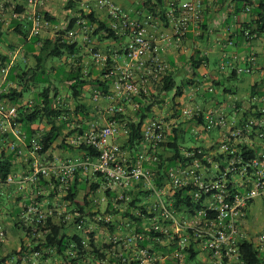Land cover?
Listing matches in <instances>:
<instances>
[{
	"label": "built area",
	"instance_id": "1",
	"mask_svg": "<svg viewBox=\"0 0 264 264\" xmlns=\"http://www.w3.org/2000/svg\"><path fill=\"white\" fill-rule=\"evenodd\" d=\"M52 1L26 0L28 10L23 15L32 21L31 35L39 34L49 25L40 8ZM94 1L106 8L111 29L118 35H128L129 40L110 93L103 95L96 91L93 99L114 101L107 106V114L125 113L126 104L137 110L140 108L137 99L142 97V91L150 92L138 83L137 76L146 74L158 83L167 70L159 46L148 34L155 17L147 13L145 21L141 22L113 0ZM206 1L188 0L171 4L167 15L178 43L190 30L200 28ZM5 9L6 2L1 1L0 15ZM81 24L87 33L86 39H89L95 23L83 20ZM69 35L74 36L73 31ZM95 58L105 62L109 56L96 52ZM254 59L251 55L248 63L238 67L237 72H252L250 62ZM2 72L7 73L6 70ZM3 92L0 83V134L12 133L15 140L2 139L0 151L15 152L28 167V172H14L4 181L0 179V189L3 185L19 188L36 185L40 177H54L65 194L77 171L97 174L101 179L99 189L90 195L91 203L87 209L92 216L74 224L80 216L79 210L44 207L35 200L34 192H38L35 189L31 202L18 214L19 222L26 227L31 226L33 233H47L48 230L39 232L38 229L40 224H46L48 216L62 219L69 225L70 233L81 237L83 248L90 252L85 258L89 264H97L95 260L99 256L91 244L90 233H94L96 246L105 256L100 258L99 264H188L186 258L193 252L197 255L196 264H247L242 252V244L246 242L257 251L259 264H264V222L255 211L257 203L264 211V103L256 114L241 122L235 118L228 120L222 115L207 116L204 129L206 132L221 131L220 146L212 151L197 147L183 150L187 160L167 170L168 188H165L156 183V175L161 170L158 153L167 131L163 120L151 118L145 121L141 144L146 148L140 151L134 164L127 161L121 144L115 140L130 133L126 120L117 119L107 120L103 125L91 121L86 130L76 131L67 138L71 145L93 147L98 156L87 153L77 160L51 159L46 153H41L39 135L30 137L21 127L19 104H11L3 97ZM120 98L124 102L115 103ZM33 103V100L24 101L29 106ZM184 114L189 115L190 111L185 109ZM140 185L146 187L147 202H137L132 207L130 191ZM184 187L190 188V204L177 209L174 196ZM108 190L115 191L116 195L110 198ZM110 199L113 209L119 210L120 214L108 212ZM129 208L142 216L143 223L139 227L129 217L116 221V217L122 216ZM100 220L115 225V231L111 232L108 227L102 229ZM99 228L104 234L101 238L98 236L101 235ZM5 240L6 230L0 220V242ZM72 247L76 254L79 251L77 243L73 242ZM39 256V252L33 254L34 258Z\"/></svg>",
	"mask_w": 264,
	"mask_h": 264
},
{
	"label": "crops",
	"instance_id": "2",
	"mask_svg": "<svg viewBox=\"0 0 264 264\" xmlns=\"http://www.w3.org/2000/svg\"><path fill=\"white\" fill-rule=\"evenodd\" d=\"M1 1L8 3L9 7L0 20L3 22L2 31L4 32V35L0 38V48L1 51L10 53L12 56V63L10 66H13V64L18 66L17 71L18 73H21L22 66L26 64L34 65L36 63L32 52H29L26 42H23L19 35L14 32L17 23L22 22V20L26 23L27 20L24 18L23 14H17L15 10L20 7L24 10H28L27 4L25 0ZM113 1L128 11L133 18L138 19L141 22L145 21L146 14L150 11L149 8H144L143 6L146 0ZM186 1L188 0H152L151 2L152 4H156V6H154L156 7L155 11L159 14H156L155 21L149 27L148 34L159 46L161 57L167 64L165 75L172 74L176 78L177 83H179L178 81L180 80V84L184 83L185 86L184 94L180 97H176L175 101L173 100L174 95L171 98L168 97V94L165 96V99L168 98L170 100L167 101L166 106H164L161 112H158V106H155L158 104V100L161 99L156 100L152 109V115L148 117L146 121L151 118L161 119L167 125V134L169 132H172L173 134L177 132L179 137L185 133L187 127L192 125L196 126V140L198 143L191 146H182L183 150L203 147L207 151H212L213 148H218L220 146L222 135L220 130H213L211 132L205 131L204 123L207 116L222 115L228 120L235 118L241 122L244 118L256 114L261 107V103H264V79L261 78V81L255 80L257 74H264V58H262L257 46V41L261 38L252 42H247L245 37L241 36L242 23L246 22L250 15L244 11H240L239 13L236 12L238 0H207L200 28L190 30L183 38V41L178 43L173 37V24L167 14L169 13L173 2L180 4ZM68 2L69 0H54L46 3L44 7L40 8L45 13H49L52 17L49 25L44 29L43 35L51 37L60 30H65L70 22L73 19H76L77 22L71 30L73 31L74 36L67 34L65 37L72 40V42L78 43V47L82 48L83 55H85L84 58L86 64L94 65L96 71L100 70L104 64L95 59L94 53L103 52L108 54V56L114 60L110 67L114 69L117 77L118 68L121 66L125 57V48L129 36L124 34L120 35L119 40H102L99 35L94 37L92 35L91 39L87 41V33L81 22L83 20H88L82 18V12H93L98 19L108 22L107 10L94 0H82V2L76 4L73 8H67ZM162 11H164V13H162ZM95 26L97 27L96 24ZM10 43L12 44L11 47H9ZM255 46H257V50L255 49ZM214 54L217 57L212 60ZM255 54H257L258 57L255 64H253L251 76L246 75L242 77V73L238 72L237 75L232 74L235 68L245 66L248 63L249 57ZM226 67L231 69L230 73L226 70ZM9 75L10 70H8L7 75L0 72V83L4 90L16 86L15 81L8 80L10 77ZM136 80L140 85L150 90L152 89L151 85L155 86V84H157L146 74L138 75ZM256 84H258V86L254 89ZM63 87H66V85ZM36 88L37 86L33 87V90ZM34 92L38 93L39 91L36 90ZM151 92H155V90H151ZM62 93V95H66L67 91L63 90ZM177 98H180L185 102L186 106L182 108V115L184 117L181 115V103L177 101ZM24 99L25 101L29 100L26 99L25 96ZM83 100H86L89 105L91 121H97L101 125L105 124L107 122V119L105 118V115L107 114L106 108L107 106L112 105L114 101L112 99L95 101L93 98L88 97L87 94L84 95ZM123 102V98H120V100H117L115 103ZM70 103L71 107L74 108V102L71 101ZM185 109L190 111L189 115L184 114ZM134 110L135 109L131 104H126L125 115L127 118H129V116H135ZM85 124L86 126L84 127L89 125L86 121L84 125ZM80 125H82V123H80ZM36 127V124L33 125V128ZM45 129L41 128L42 131ZM68 131L69 130H65V132ZM115 140L121 144L122 152L130 164H134L140 151L146 148L144 144H140L134 149L125 146L127 141V137L125 136L117 137ZM160 151L163 155V160L167 161L172 155V153L165 148L160 149ZM6 153L9 154L10 152L6 151ZM46 155L50 156L51 159L60 157L63 159L77 160L84 156V152L72 149L62 150L61 148L59 152H57L53 147L52 150L46 153ZM22 163L24 162L17 157L14 163V167L16 165V172L23 171L24 173H27L28 167ZM162 173L160 172L156 175V183L168 188L166 172H163L162 170ZM78 178L83 185L87 183L90 185L92 184L91 182H93V184L96 182L101 183L100 176L97 174L92 175L81 172L78 175ZM36 187V185H25L21 188L10 186L2 191L3 195H0V198L2 199V196L4 199L8 198L6 200L7 203H13L15 199L22 198L23 201L21 200L20 204L23 205L22 202L32 198ZM112 190H108L110 198L116 195V192ZM145 190L146 187L143 185L133 188L130 191V194L133 197L131 202L137 200L140 203H146L145 196H147V192ZM47 193H49V191H47ZM61 195L63 194H60L59 197L54 199L47 198L44 201L42 200L41 204L44 207L57 206L61 200ZM79 195L80 197L82 196L81 194ZM110 202L113 203L112 199L109 200L108 207H111L109 204ZM121 204L123 203L121 202ZM65 208L66 206L62 207V209ZM19 210V208H16V212L13 213V216H4L8 239L6 243L0 247L1 254H5L6 250L8 251L12 248H19L15 245L14 238L16 235L20 236L21 234L19 231L14 230L12 226V224H14V221L12 220L16 218ZM255 211L259 217L264 214V211L258 206H256ZM10 217L13 218L10 219ZM259 219L261 222H264V219ZM23 240L26 241V237H23Z\"/></svg>",
	"mask_w": 264,
	"mask_h": 264
},
{
	"label": "trees",
	"instance_id": "3",
	"mask_svg": "<svg viewBox=\"0 0 264 264\" xmlns=\"http://www.w3.org/2000/svg\"><path fill=\"white\" fill-rule=\"evenodd\" d=\"M80 2H82V0H69L67 8H73ZM151 2L152 0H146L143 6L144 8H149V13L155 17L156 14L158 15L159 13L155 11L156 7L154 6H156V4H152ZM8 7L9 4L6 3V9L0 15V20L3 14L7 12L6 10H8ZM18 9L15 10L17 14H23L27 11L22 7ZM240 11H244L250 15L248 20L242 23L241 36L245 37L247 42L262 38L264 36V0H238L236 12L239 13ZM43 13L46 20L50 22L52 17L49 13H45L44 11ZM162 13H164V11H162ZM82 14V18L88 20V23H95L97 25L87 41L91 39L92 35L93 37L99 35L102 40H119L120 35L116 34L114 30L111 29L108 22L98 19L93 12L86 13V11H84ZM24 18L27 19L26 23H24L23 20L22 22L17 23L14 32L19 35L23 42H26L29 52H32L36 63L34 65L26 64L22 66V72L18 73V66L14 64L13 66H10L12 63V56L10 53L1 51L0 48V72L6 70L8 73V70H10V77L8 80L16 82L15 87H9L7 90H4L3 97L11 104H19L20 107L18 113L21 127L30 137L32 135H39L42 144L41 153H47L58 144V147L62 150H80L84 152V154L90 153L93 156H98V151L93 149V147H88L86 145L79 147L71 145L67 142V138L76 131H83L89 127V125L84 127L86 126V124L84 125L85 121L87 123L91 121L90 108L87 101L83 100L84 95L87 94L88 97L93 98V94L96 91H100L103 95L110 93L111 83H113L116 78L114 69L110 67L114 60L109 57L107 61L101 62L104 66L98 71L95 70L94 65L86 64L82 48L78 47L77 42H72V40L65 37L77 22L76 19H73L65 30H60L51 37H46L43 35V32L48 25L45 26L39 34L31 35L32 21L28 16H24ZM2 26L3 22L0 21V38L4 35ZM11 46L12 44L10 43L9 47ZM257 57L258 55L255 54L254 62H250L251 66L255 64ZM55 62L57 64H55ZM7 73L5 74L2 72L4 75H7ZM232 74L237 75V68L234 69ZM52 75L59 77L58 82L59 80L61 82L65 81L66 87H64V91H67L66 95H62L63 91L60 90L59 85L53 82ZM35 86L40 88V90L34 99H29L34 101L33 105L29 106L24 104L25 92L32 90ZM184 86V83L179 85L172 74L165 75L160 82L155 84V92L150 91L149 94H146L142 91V97L137 99L140 103V108L136 111L134 110V117L129 116V118H127L125 113H114L106 114L105 118L107 120H126L130 133L127 135L125 146L134 149L143 142L142 127L146 119L152 115L154 102L158 99L164 100L165 96L173 90H176L173 97V100L175 101L176 97H180L184 94ZM257 86L258 84L255 85L254 89H256ZM71 101L75 104L74 108L70 105ZM80 123H82V125H80ZM35 124L37 127L33 128V125ZM73 125H76V127L73 128ZM41 128H44L45 130L42 131ZM65 130L69 131L65 132ZM179 138L177 132L175 134L172 132L167 134L166 131V139L161 144V149H167L172 155L167 161L163 160V155L159 150L158 155L160 158L161 173L162 170L163 172H167L172 165L177 164L178 162L184 163L187 160L183 152V147L179 143ZM2 139L15 140V137L12 133H6V135L0 134V147ZM191 149L192 148L189 150ZM16 158L17 155L15 152L7 154L6 150L0 151L1 180H6L11 173L16 172V165L14 167ZM21 161L24 162L23 160ZM22 164L26 166L25 163ZM81 172L82 171H77L74 180L65 194L60 190V183L56 178L40 177L36 184L38 192H34L35 200L41 204L42 200L44 201L47 198L54 199L63 193V195L60 196L61 200L59 201L61 204L58 203L56 208L66 206L69 211H73L75 208L80 212V216L76 218L72 224L92 216L87 209L91 203L90 195L99 189L101 183L96 182L93 184V182H91L92 184L90 185H88V183L83 185L78 178V175ZM10 186L3 185L0 189V195H3L2 191ZM30 186L35 185L33 184ZM189 190L190 188L184 187L177 190L175 193V207L177 209H180L183 204H190ZM47 191H49V193H47ZM79 194L82 196L80 197ZM7 199L8 198L4 199L3 196L2 199L0 198V220L6 230V240L0 242V247L3 246L8 239L4 216H13V213L16 212V208H19L20 212L26 204L31 202V198H29V200L22 202L23 205H21L22 198L15 199L13 203H6ZM121 202L122 201H120V203ZM136 202L138 201L135 200L130 202V206H136ZM109 204L111 207H109L108 212L120 214L119 210L113 209V203L110 202ZM121 215L122 216L119 215L120 217H116V221L123 217H129L136 221L138 227L143 223L142 216L133 213L131 208ZM18 216L19 215L12 220L14 221L12 226L14 230L24 232L23 234L26 237V241H22L19 248L8 250L5 254H1L0 252V264H12V262L13 264H51L49 261L54 260L55 258H61L60 260L63 264H89L88 259L85 258H87L86 256L90 252L83 248L82 239L79 234L70 233L69 225H67L62 219L58 220L55 217L48 216L46 224H40V229H38L39 232L41 229H43V231L48 230L47 233H41L38 235L32 232L31 226L26 227L23 223H20ZM11 218L13 217H10V219ZM98 222L100 223L101 228L108 227L111 232L115 231V225L102 220ZM90 237L95 252L99 254L96 258L97 260H95V262L99 264L100 258H104L105 256L104 253H100V247L98 249L96 246L94 233H90ZM73 242H76L79 247V251L76 252V254L73 253L75 250V248L72 247ZM104 247L109 248L110 246L105 245ZM35 252H39L40 256L34 258L33 254ZM242 252L247 264L260 263L258 253L252 244L247 242L243 243ZM196 259L197 255L193 252L186 258V261L188 264H196Z\"/></svg>",
	"mask_w": 264,
	"mask_h": 264
},
{
	"label": "rangeland",
	"instance_id": "4",
	"mask_svg": "<svg viewBox=\"0 0 264 264\" xmlns=\"http://www.w3.org/2000/svg\"><path fill=\"white\" fill-rule=\"evenodd\" d=\"M256 44V43H255ZM257 46H258V50H260V53H261V56H262V58H264V36L260 39V40H258L257 41ZM257 46H255V49L257 50ZM217 56L214 54V56L212 57V60H214L215 58H216ZM219 62H220V60H219ZM221 63V62H220ZM55 64H57L56 62H55ZM226 70L230 73L231 72V69H228L227 67H226ZM251 76L252 74H251V72H242V74H241V76L242 77H244V76ZM52 77V80H53V82H55L57 85H59V87H60V90L61 91H63L64 90V87L63 86H65L66 85V83H65V81H63V82H61L60 80H59V82H58V79H59V77H57V76H55V75H52L51 76ZM180 78V77H179ZM261 78L262 79H264V74H261V73H259V74H257V76L255 77V80H260L261 81ZM179 83V85H180V80L178 81ZM63 85V86H62ZM151 90L153 91V90H155L156 89V87L155 86H153V85H151ZM36 90H40V88H36V89H32V90H30V91H28V92H25V98L26 99H34L35 97H36V95H37V92H34V91H36ZM150 90V91H151ZM175 91L176 90H173V91H171V92H169L168 93V97H173V95L175 94ZM168 98H166V99H164V100H158V104L157 105H155L156 107L158 106V108H157V111L159 112H161L162 110H163V108H164V106H166V104H167V101H169L170 99H168ZM177 101H179L180 103H181V107H180V112H181V115H182V108L183 107H185L186 105H185V102L183 101V100H181L180 98H177ZM161 105H160V104ZM182 117H184L183 115H182ZM196 126H189V127H187L186 128V130H185V133H183V135L179 138V143L182 145V146H186V145H194V144H197L198 142H197V140H196ZM54 150L55 151H57V152H59V150H60V148L58 147V144L54 147ZM41 197H44V196H41ZM42 199V198H41ZM6 203H7V201H6ZM6 203H5V205H6ZM8 203H10V202H8ZM60 203V202H59ZM61 204V203H60ZM256 206H258V207H260V203H257V205ZM260 218H262V219H264V214H262V215H260ZM73 229V228H72ZM103 229V228H102ZM98 231H99V234H101V235H98L99 236V238H101L102 237V235H104L102 232H101V229L99 228L98 229ZM21 235L19 236V235H16V237L14 238L15 239V245L16 246H18L19 247V245L21 244V242L22 241H24L23 240V237L22 236H24L25 237V235L23 234L24 232H19ZM72 233V232H71ZM105 238V237H104ZM20 242V243H19ZM19 243V244H18ZM14 245V246H15ZM15 246V247H16ZM13 249V248H12ZM11 250V249H10ZM7 251V250H6ZM61 258H55L54 260H51V261H49V263L51 262V264H54V263H58V264H63V262L60 260Z\"/></svg>",
	"mask_w": 264,
	"mask_h": 264
}]
</instances>
